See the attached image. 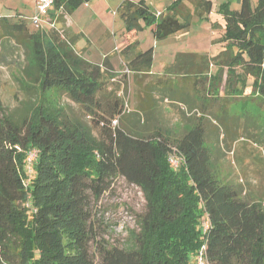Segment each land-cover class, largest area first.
Returning a JSON list of instances; mask_svg holds the SVG:
<instances>
[{
  "label": "trees",
  "instance_id": "1",
  "mask_svg": "<svg viewBox=\"0 0 264 264\" xmlns=\"http://www.w3.org/2000/svg\"><path fill=\"white\" fill-rule=\"evenodd\" d=\"M90 1L55 0L50 12L56 16L49 12L40 26L35 11L28 18L34 27L23 17L0 18V60L1 43L10 37L26 55L17 79L26 98L13 111H5L0 98V264H197L204 245L208 264H264V198L244 194L242 184L222 183L206 144L209 121L219 118L229 98L244 92L264 97V0H242L236 10L222 5L221 52L198 64L194 55H185L193 63L174 69L186 75L184 85L174 89L172 82L159 97L156 83L145 84L155 52L140 49V31L152 28L157 41L187 32L195 13L212 12L213 1L196 0V12L185 15L178 12L183 0L166 15L145 1H124L121 73L107 58L91 62L57 27ZM211 65L217 67L212 75ZM206 72L202 79L210 74L212 89L202 94L192 77ZM132 81L139 92L130 110L129 101L109 87ZM51 91L79 105L100 135L93 123L67 116V107L50 100ZM200 97H207V108ZM166 98L178 107L165 109ZM183 102H189L186 108ZM33 150L38 156L29 172ZM172 156L180 160L177 167ZM119 177L141 189L146 208L126 247L98 242L93 255L88 193L100 197ZM204 221L210 222L208 232Z\"/></svg>",
  "mask_w": 264,
  "mask_h": 264
},
{
  "label": "rangeland",
  "instance_id": "2",
  "mask_svg": "<svg viewBox=\"0 0 264 264\" xmlns=\"http://www.w3.org/2000/svg\"><path fill=\"white\" fill-rule=\"evenodd\" d=\"M100 1L102 0L93 2L87 8H82L83 12L80 10L72 19L77 29L76 35L79 34L77 31H80L81 36L84 31L88 33L85 38L79 40L76 45L79 48H75L78 51L81 50V53L92 62L103 61L104 54H107L111 60L119 63V53L117 47L115 49V43L121 40L125 25L121 14L114 11H118L117 8L123 0H104L106 6L110 8L107 11L108 15L101 16L99 14L98 18H93L92 10ZM257 1L252 0L254 3ZM5 6L6 9L0 11V14H11L13 18H9L13 21H18L20 14H27V11L23 13L22 8L18 11L13 9L15 6L25 8L22 1H9ZM233 6L239 8L236 4ZM27 21L29 26L34 27L30 20L27 19ZM60 31L62 32V30ZM2 34L3 29L0 22V39ZM140 34V43L145 46L154 37L150 27H145L140 31ZM10 38L5 44L1 43L0 98L5 111H13L20 107L26 98L17 81L22 75V68L26 63L25 47L19 43L18 39ZM214 38H217V34ZM155 42H157L156 39ZM150 44L153 46V42ZM87 47L88 49L84 50ZM216 47L217 44H211V47H207L206 51H202L201 47L190 43V51L181 52L216 56L223 49ZM156 48L157 46L154 48L156 60L154 70L158 71L161 68V63L168 60V55L165 51L160 53L161 48ZM121 63L123 62L121 61ZM216 71L217 68L214 66V72ZM226 77L225 73L221 84L222 92H224ZM112 84L109 89L116 91L119 97L129 101L130 110L135 109L137 105L136 93L139 92V88L134 87L133 81L129 82L127 87L121 88L115 87L114 82ZM249 85L251 84L249 83ZM48 95L55 104L59 102L63 107H67L66 115L71 119L78 118L93 123L95 134L100 135L102 129L95 126L92 118L86 116L79 105L68 100L66 95L58 91H51ZM228 101L231 104L217 113L219 118L213 117L209 121L206 144L211 152L212 165L222 183L242 184L247 188L246 190L243 187L244 194L253 196L257 200L264 198V97L244 92L237 100L229 98ZM219 103L223 104L222 99H219ZM88 201L89 226L92 230L90 248L93 255H97L98 242L126 247L130 230L139 229L137 218L139 213L144 212L146 208L145 196L141 189L129 183L125 178L119 177L113 180L110 189L100 197L89 192Z\"/></svg>",
  "mask_w": 264,
  "mask_h": 264
},
{
  "label": "crops",
  "instance_id": "3",
  "mask_svg": "<svg viewBox=\"0 0 264 264\" xmlns=\"http://www.w3.org/2000/svg\"><path fill=\"white\" fill-rule=\"evenodd\" d=\"M9 1H15L16 2V0H2V2H0V11H4L6 9L5 4ZM18 1H22L25 8L15 6L13 9L15 11H18L20 8H22L23 13H25V11H27V14L26 13L20 14L19 17H24L26 19L30 18L34 14V11H35V0H18ZM95 1H97V0H91L89 3L83 4L80 8H78L71 15L66 16V18L64 19V21L62 23H60V22L57 23V27L63 31V33L66 35V37L74 40V44H75L74 46L75 47H77L76 45L79 43V40L83 37L85 38L88 33L86 31H84L82 33L83 36H81L80 31H77V32H79L80 36L78 33L76 35L77 29H76V26H75L72 19H74V17L76 16V14L80 10H81V12H83L82 8L89 7ZM124 1H126V0H123L121 2L119 7L117 8L118 11L117 10L114 11L115 13L116 12H117V14L120 13L119 8ZM130 1H133V2L145 1L146 4L156 14L166 15V14H168V7L177 0H130ZM211 1H213L212 12L210 14H206L204 17H200L198 13H195L196 9H197V7H196L197 1L196 0H183L182 1L183 4L178 11L179 14L185 15V14H188V12L189 13H195L193 16V23H192L190 30L187 32L172 35L164 41L161 40V41L155 42V39H156L155 36L153 38L151 37L152 39H151L150 43L153 42V46L150 43L146 46L141 45V43H140V49L143 51L151 49V48L154 49L155 46H157L156 49L161 48L160 53L165 51L166 54L168 55V60L163 61L161 63L162 64L161 68H159L158 71L154 70V63L156 61L155 56H154L152 72H151V74H149V76H147L145 78V84H147V83H156L157 84L158 89H159L157 97H159V95L163 93L162 90L165 87L171 86L172 82H174V87L172 86L174 89L177 88L179 85H184V80L182 78L186 77V75L174 72V69L176 67H179V66L187 67V66H189V64L193 63L194 59H195V63L198 64L201 62L203 56H209L210 58L214 57V56H211V54L202 55V54L193 53V52L192 53L181 52V51H190L189 50L190 49L189 48L190 43H195V45L197 47L202 48V51H206L207 47H211V44H217L216 48L219 47L218 49L223 47L220 43V39H221L222 33L224 31V28H225V20H224L223 12L221 11V6L222 5H229V7L232 10H236V9H239L241 7L242 0H211ZM233 4L238 5L239 8H235L233 6ZM93 9H94V10H92V17L93 18H98L99 14L101 16L108 15L107 11L110 10V8H108L106 6V2L104 0L97 2ZM50 14H51L50 15V18H51L54 15L56 16L57 12L54 11V9H52ZM6 16L8 17V19H10L9 17L13 18V16L11 14H7V15L0 14V18H7ZM151 31H152V28H151ZM152 34H153V32H152ZM216 34H217V38H214V36ZM123 41H124V32L121 35V40L117 41L115 43V49H116V47L120 48V46H122ZM181 47H183V48H181ZM77 48H79V47H77ZM86 49H88V47L85 48L84 50H86ZM79 51L78 52L81 53V50H79ZM154 52H155V50H154ZM81 54H83V53H81ZM187 54L194 55V59H190L188 57H185V55H187ZM105 58L110 60L109 62L111 63V65L113 66V68L115 69L116 72L121 73L122 71H124V69L122 67L123 63H121L122 59H121L120 55H119V59H120L119 63L114 61V60H111V58L107 54H104L103 61L100 60V61H96L94 63L103 64ZM87 59H89V58H87ZM210 72H211V75L214 73V65H211ZM211 75L209 74V79L208 80L206 79L205 82L202 78L207 76V72H206V74H196L195 76L192 77L193 81H195V79H197V78L199 79V83H200L199 87L202 91V94H204V93L207 94L208 89L209 88L212 89V76ZM133 84H134V82H133ZM134 87H135V84H134ZM165 97H167V96H165ZM170 104H173L174 106L178 107L177 102H175L173 100H168V99L166 100L165 103H163V106L166 109L167 107L171 106ZM188 104H189V102H183V104H179V105L181 108H184V107L186 108V105H188ZM200 106L204 107V108L208 107L207 97H200Z\"/></svg>",
  "mask_w": 264,
  "mask_h": 264
},
{
  "label": "built area",
  "instance_id": "4",
  "mask_svg": "<svg viewBox=\"0 0 264 264\" xmlns=\"http://www.w3.org/2000/svg\"><path fill=\"white\" fill-rule=\"evenodd\" d=\"M55 0H36V10H35V14H34V23L37 26L42 25V23L47 21V16L49 15V12L52 8V6L54 5ZM118 49V48H117ZM125 72H129L128 69H125ZM38 156V152L37 150H33L30 152L29 158H28V169L29 172L32 171L33 169V164L35 163L36 159ZM171 162L172 165L174 166H178L180 164V160L177 159L175 156L171 157ZM204 231L208 232V230L210 229V222L209 221H204L203 223V227ZM206 249L207 246L204 245L200 252L199 255L197 257V264H208L207 260H206Z\"/></svg>",
  "mask_w": 264,
  "mask_h": 264
}]
</instances>
